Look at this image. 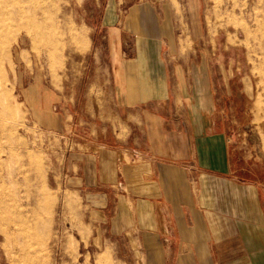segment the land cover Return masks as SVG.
Returning a JSON list of instances; mask_svg holds the SVG:
<instances>
[{"label": "crops", "instance_id": "1", "mask_svg": "<svg viewBox=\"0 0 264 264\" xmlns=\"http://www.w3.org/2000/svg\"><path fill=\"white\" fill-rule=\"evenodd\" d=\"M105 1L64 129V187L92 238L128 251L125 264H264L260 184L236 178L221 131L246 93L240 57L211 37L208 0Z\"/></svg>", "mask_w": 264, "mask_h": 264}, {"label": "rangeland", "instance_id": "2", "mask_svg": "<svg viewBox=\"0 0 264 264\" xmlns=\"http://www.w3.org/2000/svg\"><path fill=\"white\" fill-rule=\"evenodd\" d=\"M104 3L0 0V264H125L130 258L110 246L113 255L102 251L82 200L64 187L67 115L86 98L87 55ZM206 12L211 37L237 49L232 54L241 64L231 69L246 92L226 102L232 124L221 129L232 171L260 184L264 202V0H208ZM192 50L186 39L182 54Z\"/></svg>", "mask_w": 264, "mask_h": 264}, {"label": "bare ground", "instance_id": "3", "mask_svg": "<svg viewBox=\"0 0 264 264\" xmlns=\"http://www.w3.org/2000/svg\"><path fill=\"white\" fill-rule=\"evenodd\" d=\"M11 24V23H10ZM11 28H12V26H11ZM3 37V36H2ZM3 45V44H2ZM2 54V53H1ZM1 60V59H0ZM10 221H11V219H10ZM14 221V220H13ZM31 226V225H30ZM22 227V226H21ZM19 228H20V226H19ZM26 229V228H25ZM25 250V249H24ZM28 256V255H27ZM38 263V262H37Z\"/></svg>", "mask_w": 264, "mask_h": 264}]
</instances>
